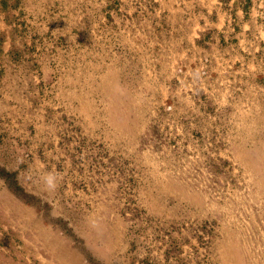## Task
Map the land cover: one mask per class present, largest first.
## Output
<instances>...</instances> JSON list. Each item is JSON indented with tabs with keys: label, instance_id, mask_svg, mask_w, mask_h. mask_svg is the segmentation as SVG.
Listing matches in <instances>:
<instances>
[{
	"label": "rangeland",
	"instance_id": "374dc122",
	"mask_svg": "<svg viewBox=\"0 0 264 264\" xmlns=\"http://www.w3.org/2000/svg\"><path fill=\"white\" fill-rule=\"evenodd\" d=\"M76 3L0 0V264H264V0L215 2L253 50L172 100Z\"/></svg>",
	"mask_w": 264,
	"mask_h": 264
},
{
	"label": "crops",
	"instance_id": "0c3cea01",
	"mask_svg": "<svg viewBox=\"0 0 264 264\" xmlns=\"http://www.w3.org/2000/svg\"><path fill=\"white\" fill-rule=\"evenodd\" d=\"M140 1L143 0H119L117 8L116 1L86 0L85 13H79L78 4H75L74 19H86L88 31L95 30V21L101 20L103 31L111 33L114 29L120 37H127L124 51L131 53L134 63L141 62V67L155 66V63L165 59L168 83L172 82L174 88L170 90L175 96L171 100L179 96L174 80L189 77L188 71L200 67L204 60L217 68L220 87L228 80V76L222 75V69L235 68L239 62L238 50H253L252 41L242 40L249 23L241 27V33H235V30L240 31V27L233 28L230 22L242 19L241 14L219 11L215 5L218 0L202 1L207 2L204 6L206 11L202 14L183 11L182 7H178L177 0H145L144 4ZM179 2L185 4V0ZM107 21L109 26L106 27ZM181 67L186 73L177 75L175 69ZM226 74L229 75L228 71ZM192 77L197 78L193 71Z\"/></svg>",
	"mask_w": 264,
	"mask_h": 264
},
{
	"label": "built area",
	"instance_id": "2783aa9c",
	"mask_svg": "<svg viewBox=\"0 0 264 264\" xmlns=\"http://www.w3.org/2000/svg\"><path fill=\"white\" fill-rule=\"evenodd\" d=\"M206 60L202 62V65L196 69H190L191 71H188L189 77L184 78H176L175 81V90L177 92V95L181 96L183 94H187L191 91V89H188L191 82L200 83L205 77H206V71L204 68L206 67ZM177 75H182L186 73L185 68H177L175 69ZM192 71L196 73L197 78L192 77ZM174 105L170 104L167 106V111L173 113Z\"/></svg>",
	"mask_w": 264,
	"mask_h": 264
},
{
	"label": "clouds",
	"instance_id": "9594fccd",
	"mask_svg": "<svg viewBox=\"0 0 264 264\" xmlns=\"http://www.w3.org/2000/svg\"><path fill=\"white\" fill-rule=\"evenodd\" d=\"M45 180H46V182L48 183L49 186H53V177L46 176Z\"/></svg>",
	"mask_w": 264,
	"mask_h": 264
}]
</instances>
